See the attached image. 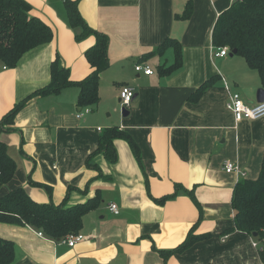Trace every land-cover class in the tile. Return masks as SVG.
Wrapping results in <instances>:
<instances>
[{
  "label": "crops",
  "instance_id": "crops-1",
  "mask_svg": "<svg viewBox=\"0 0 264 264\" xmlns=\"http://www.w3.org/2000/svg\"><path fill=\"white\" fill-rule=\"evenodd\" d=\"M26 1L30 13L50 26L53 38L25 52L15 67L0 66V119L47 84L55 58L69 69L71 80L91 71L84 51L95 38H75L77 29L68 24L63 1ZM232 1L78 0L85 22L109 38V65L99 75L98 104L76 116L81 109L78 88L69 86L21 107L12 129L0 133L16 163L0 195L11 184L38 202L73 206L97 194L99 203L83 215L79 232L84 239L74 246L44 233L39 236L29 225L0 222V237L14 244L10 264H264V239L228 231L234 223L233 187L241 178L258 176L264 151V118L235 121L226 107L233 91L246 103H256V92L263 88L258 73L245 60L237 68L239 64L215 59L226 55L212 53V26ZM187 2L192 5L190 17L176 18ZM166 37L180 42L183 62L162 75L159 66L173 62L172 49L163 55L149 52ZM138 63L152 72L135 71ZM209 78L213 83L194 98ZM123 86L134 90L126 116L115 109ZM109 100L114 101L112 115ZM113 126L134 140L141 164L129 143L116 138V161L109 163L97 153L92 161L98 169L89 167L86 159L99 135ZM227 161L235 162L241 173L226 172ZM164 195L170 196L156 201ZM110 203L118 206L117 214ZM190 231L206 237L182 252L160 255L158 250L178 246Z\"/></svg>",
  "mask_w": 264,
  "mask_h": 264
},
{
  "label": "trees",
  "instance_id": "trees-1",
  "mask_svg": "<svg viewBox=\"0 0 264 264\" xmlns=\"http://www.w3.org/2000/svg\"><path fill=\"white\" fill-rule=\"evenodd\" d=\"M78 0H63L65 16L68 24L77 29L75 38L81 40L89 35L95 38L94 43L84 51V56L91 71L81 80L74 81L69 77V69L60 66L57 58L50 64V79L46 85L34 90L18 103H15L0 119V133L10 131L17 111L30 99L55 94L69 86L78 88L77 105L80 108L96 107L99 101L98 82L100 73L109 65L107 34L91 28L79 13ZM31 6L26 0H0V62L6 67H15L20 57L28 50L48 43L53 38V31L40 17L30 13ZM192 5L187 2L178 19H188ZM211 44L214 49L226 47L228 51L236 50L250 69L257 71L261 86L264 88V0H233L219 13L211 30ZM172 49L174 60L171 64L160 65L159 72L169 75L182 66V49L180 42L172 37H166L149 55H163ZM213 78L205 80L194 91L197 98L212 83ZM125 139L141 164L138 147L125 131L118 127L106 128L98 137L97 147L86 159V165L98 169L92 157L102 153L109 163L117 159L113 140ZM16 170V163L8 154L6 145L0 140V187L8 183ZM30 184L43 187L51 192L50 187L39 183ZM68 189H71L69 187ZM170 196V195H169ZM164 195L157 202L163 203L168 197ZM99 203L98 195L87 199L84 203L65 206L59 204L38 202L30 197L23 187H16L4 195H0V222L14 225H29L41 230L53 240L78 233L82 226V217ZM231 206L233 209V226L228 231L239 230L247 234L256 233L257 238L264 239V151L259 174L254 179H239L232 191ZM206 235L193 234L190 231L185 240L171 249H160L158 252L164 258L179 253ZM264 260V247L260 250ZM14 259V244L0 237V264H10ZM196 264H209L207 262Z\"/></svg>",
  "mask_w": 264,
  "mask_h": 264
},
{
  "label": "built area",
  "instance_id": "built-area-1",
  "mask_svg": "<svg viewBox=\"0 0 264 264\" xmlns=\"http://www.w3.org/2000/svg\"><path fill=\"white\" fill-rule=\"evenodd\" d=\"M227 54H228V49L226 47H219L214 51L215 56L221 57ZM2 68L5 69L6 66L3 65ZM134 69L137 72L143 71L144 74H150L152 72V70L148 66H142L139 63L134 65ZM133 97H134V90L129 86H123L119 94V102L121 108H128ZM226 107L232 113L235 121H239L242 119L264 118V101L251 103V104L246 103L242 99L241 95L235 91L230 93L226 103ZM86 112H89V108L83 107L79 110L76 116H81ZM98 130H100V128H98ZM223 168L226 172L241 173L239 167L235 164V162L227 161L224 163ZM109 209L115 214L118 213V206L115 203H110ZM38 235L43 236V232L41 230H38ZM83 239H84V235L78 232V233L69 234L64 238L59 239L58 241L65 243L68 246H74L77 242H80Z\"/></svg>",
  "mask_w": 264,
  "mask_h": 264
},
{
  "label": "rangeland",
  "instance_id": "rangeland-1",
  "mask_svg": "<svg viewBox=\"0 0 264 264\" xmlns=\"http://www.w3.org/2000/svg\"><path fill=\"white\" fill-rule=\"evenodd\" d=\"M214 50L215 49H212V53L214 52ZM229 53H230V51H228V54L224 57V58H215V59H218L219 61H224L226 64H232L233 65V67L235 66L234 64L236 63V64H239V62L240 61H244V58L242 57V55H240V54H235L234 55V57H232V58H230V55H229ZM244 63V62H243ZM240 64H242V63H240ZM240 64L238 65V67L237 68H239L240 67ZM2 65V63L0 62V66ZM245 68H247V67H245ZM251 72H253V71H251ZM257 72V71H256ZM112 105H114V101H112V100H109L108 102H106V106L108 107V112H111V115H112V112H113V110H112ZM115 109L116 110H118V112H119V114H121V106H120V102L118 101V100H115ZM13 188V187H12ZM11 188V184H9L7 187L6 186H4V189H5V193L4 194H6L7 192H9V191H11V190H13ZM11 189V190H10ZM3 194V195H4Z\"/></svg>",
  "mask_w": 264,
  "mask_h": 264
},
{
  "label": "water",
  "instance_id": "water-1",
  "mask_svg": "<svg viewBox=\"0 0 264 264\" xmlns=\"http://www.w3.org/2000/svg\"><path fill=\"white\" fill-rule=\"evenodd\" d=\"M236 53V50L230 51L229 55L232 56ZM264 101V89L259 88L256 92V102H263ZM122 116H126L128 114V110L126 108H121ZM253 236H256V233H252Z\"/></svg>",
  "mask_w": 264,
  "mask_h": 264
}]
</instances>
